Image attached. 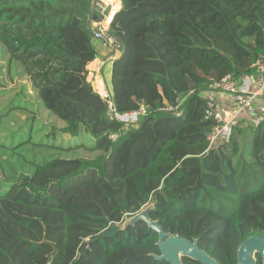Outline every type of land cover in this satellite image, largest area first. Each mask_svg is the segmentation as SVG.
<instances>
[{
  "label": "trees",
  "instance_id": "16d2710c",
  "mask_svg": "<svg viewBox=\"0 0 264 264\" xmlns=\"http://www.w3.org/2000/svg\"><path fill=\"white\" fill-rule=\"evenodd\" d=\"M92 1L0 0L9 62L20 64L62 134L92 141L55 146L82 154L6 178L0 264H168L153 257L158 234L143 221L99 237L150 203L148 217L164 233L197 239L219 264H237L241 242L264 239V124L242 119L211 147L215 121L203 94L227 75L256 74L264 0H121L112 101L120 113L147 109L129 126L106 116L107 103L86 81L96 56Z\"/></svg>",
  "mask_w": 264,
  "mask_h": 264
},
{
  "label": "rangeland",
  "instance_id": "374dc122",
  "mask_svg": "<svg viewBox=\"0 0 264 264\" xmlns=\"http://www.w3.org/2000/svg\"><path fill=\"white\" fill-rule=\"evenodd\" d=\"M11 62L0 43V193L7 189L9 176L31 175L36 165L58 155L82 154V150L65 154L55 146L92 144L84 134L73 138L59 131L63 123L45 110L20 64ZM17 94H25L26 102L16 100Z\"/></svg>",
  "mask_w": 264,
  "mask_h": 264
},
{
  "label": "built area",
  "instance_id": "2783aa9c",
  "mask_svg": "<svg viewBox=\"0 0 264 264\" xmlns=\"http://www.w3.org/2000/svg\"><path fill=\"white\" fill-rule=\"evenodd\" d=\"M121 8V0L92 1L93 17L90 20V25L93 40L98 41L103 48L109 51V58L112 59V62L121 53V44L112 34L113 20ZM90 63L86 67V81L90 85L93 83L94 86L91 85L93 91L107 103L106 116L111 120L122 122L125 126L136 125L140 117L147 114V109L142 106L135 111L118 112L113 104L112 94L106 88L103 79L99 75H90ZM255 67L256 74L251 77L246 76L235 81L227 75L220 81L213 82L210 86L211 91L204 92L205 116L215 121L213 129L208 135L209 146L215 147L221 142L227 141L234 126L245 117L254 127L264 124V105L256 103L258 97L264 96V60L257 61ZM215 92L228 94L232 100L231 105L226 108L221 106L215 99ZM110 138L114 140L115 136L111 135Z\"/></svg>",
  "mask_w": 264,
  "mask_h": 264
},
{
  "label": "water",
  "instance_id": "95a60500",
  "mask_svg": "<svg viewBox=\"0 0 264 264\" xmlns=\"http://www.w3.org/2000/svg\"><path fill=\"white\" fill-rule=\"evenodd\" d=\"M227 145L229 146L230 144L228 143ZM152 207L153 203L148 204L139 212L126 217L120 224H114L103 231L99 237L115 236L118 231H123L128 226L134 225L137 221H143L158 234L156 245L159 248V255H153L155 259L166 261L168 264H183L182 258L188 257L200 264H219L204 250L198 248L196 240L190 241L173 236L170 233H164L157 222L148 217V211ZM86 243L87 241L82 244L81 253ZM256 255L260 257L261 264H264V239L258 236H251L239 245L236 252L237 264H256Z\"/></svg>",
  "mask_w": 264,
  "mask_h": 264
},
{
  "label": "crops",
  "instance_id": "0c3cea01",
  "mask_svg": "<svg viewBox=\"0 0 264 264\" xmlns=\"http://www.w3.org/2000/svg\"><path fill=\"white\" fill-rule=\"evenodd\" d=\"M93 44L96 50L95 59L90 63L89 69L91 70L90 75H99L106 86V88L112 93L110 88V77L112 68V59L109 58V51L101 46V44L93 40ZM92 86L93 83H91ZM255 85V84H254ZM206 93V92H205ZM216 101L223 107H229L231 105V97L228 94L215 92L214 93ZM257 104L264 105V96H260L256 99ZM242 120V119H241ZM240 120V121H241ZM246 123H249L247 117L243 118Z\"/></svg>",
  "mask_w": 264,
  "mask_h": 264
},
{
  "label": "flooded vegetation",
  "instance_id": "af4514ba",
  "mask_svg": "<svg viewBox=\"0 0 264 264\" xmlns=\"http://www.w3.org/2000/svg\"><path fill=\"white\" fill-rule=\"evenodd\" d=\"M185 239V238H184ZM187 240H189V239H187ZM193 240H196L197 241V239H191L190 241H193ZM157 246V245H156ZM197 246H198V241H197ZM198 248H200L199 246H198ZM159 249V248H158ZM201 249V248H200ZM203 250V249H202ZM205 251V250H204ZM206 252V251H205ZM256 257H257V255H256ZM213 258V257H212ZM184 259H186L188 262H189V260H191V261H193V263H195V264H200L199 262H197V261H195V260H192V259H190V258H188V257H183L182 258V262H183V260ZM189 259V260H188ZM190 263V262H189ZM183 264H184V262H183Z\"/></svg>",
  "mask_w": 264,
  "mask_h": 264
}]
</instances>
